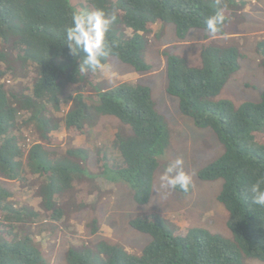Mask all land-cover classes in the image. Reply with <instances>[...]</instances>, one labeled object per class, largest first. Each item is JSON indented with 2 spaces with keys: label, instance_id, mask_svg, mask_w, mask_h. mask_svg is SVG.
<instances>
[{
  "label": "trees",
  "instance_id": "obj_1",
  "mask_svg": "<svg viewBox=\"0 0 264 264\" xmlns=\"http://www.w3.org/2000/svg\"><path fill=\"white\" fill-rule=\"evenodd\" d=\"M233 0H0V176L27 182L37 175L38 195L47 217L60 221L65 209L60 198L75 191V183L85 177L84 149L71 148L64 155L41 143L24 148L23 128L34 126L43 141L59 128L71 137L87 135L100 117H113L119 130L109 145L97 152L99 175L131 188L137 205L149 202L158 158L170 145L166 123L156 110L149 87L123 82L104 89L95 83L99 73L78 70L83 53L68 54L62 44L64 30L71 25L75 9H103L115 14L107 40L112 52L104 59H117L138 73L151 66L144 60L146 35L171 24L177 39L185 40L190 30L205 32L200 52L201 66L163 51L166 58V92L179 100V111L196 127L211 129L223 148L215 160L199 170L202 181L222 180L217 200L228 213L227 227L232 239L200 227H177L157 214H141L129 224L151 240L140 254L128 252L119 243L100 241L93 247L70 248L68 264H244L254 259L264 262V208L252 203L251 185L264 187V88L258 102L239 105L219 98L229 79L240 68L238 47L214 45L206 20L222 12L225 22L217 35H225ZM264 70V41L257 43ZM15 66L27 84L12 88L4 81ZM14 72V73H15ZM72 85L94 89L84 100L81 92L67 90ZM69 110L55 119L51 110ZM176 191L185 193L179 189ZM87 191L75 194L77 206H86ZM11 193L0 183V264H48L34 238L20 234L17 227L41 221L40 212L28 206L15 207ZM92 232L97 231L96 220Z\"/></svg>",
  "mask_w": 264,
  "mask_h": 264
},
{
  "label": "rangeland",
  "instance_id": "obj_2",
  "mask_svg": "<svg viewBox=\"0 0 264 264\" xmlns=\"http://www.w3.org/2000/svg\"><path fill=\"white\" fill-rule=\"evenodd\" d=\"M230 20L225 25L226 34L208 36L210 43L221 46L238 47L242 54L240 68L224 86L219 98L230 99L236 105L245 101L258 102L264 88V70L257 52V43L264 41V0H233ZM146 35L147 46L144 60L151 66L146 73H138L117 59H110L107 66L112 73L105 78L99 74L95 83L104 89L123 82L141 84L151 90L156 110L166 123L170 145L158 158L153 191L149 202L137 205L132 199L131 188L124 182H111L99 175L97 152L100 146L109 145L119 130V122L113 117H100L87 135L71 137L62 122L50 136L52 141H43L34 126L23 128L26 151L34 144L41 143L45 148L64 155L68 149L80 148L87 153L82 161L85 177L75 183V191L60 198L65 215L60 221H52L45 214L38 195L40 180L30 173L27 182L8 180L0 176V183L11 193L10 200L15 207L28 206L42 214L41 221L17 227L20 234H30L41 249L48 264H68L70 248L93 247L100 241L119 243L134 254H140L151 238L135 231L129 222L141 214H157L177 227H200L226 239H232L227 227L228 213L217 196L222 180L202 181L198 172L223 152L215 133L211 129L195 126L193 121L179 111V100L166 92V58L163 51L186 59L192 67L201 66L200 52L205 32L190 30L181 41L177 39L175 27L164 25ZM4 79L12 88L27 84V79L18 76L20 66ZM15 72V73H14ZM81 92L84 100L96 94L94 89L72 85L67 93ZM70 103L61 112L51 110L55 119L62 118L69 110ZM264 144V139H263ZM183 159V168L192 175V192L183 194L176 190L160 188L159 176L164 168L176 159ZM87 191L86 206L78 207L75 194ZM97 222V231L92 232V221ZM244 264H264L245 259Z\"/></svg>",
  "mask_w": 264,
  "mask_h": 264
},
{
  "label": "clouds",
  "instance_id": "obj_3",
  "mask_svg": "<svg viewBox=\"0 0 264 264\" xmlns=\"http://www.w3.org/2000/svg\"><path fill=\"white\" fill-rule=\"evenodd\" d=\"M71 25L64 30L62 44L67 47L68 54L77 57L83 53L79 61L78 70L81 73H99L105 78L111 77L112 73L103 62L110 55L115 44L107 40V34L111 25L115 22V14H107L103 9L92 11L75 9L70 13ZM225 22L222 12L210 16L206 20V28L211 36L220 31V26ZM183 159L178 158L168 164L159 176V185L166 191L181 190L189 192L192 187V175L183 168ZM262 182L257 181L251 185L249 191L252 203L264 208V187Z\"/></svg>",
  "mask_w": 264,
  "mask_h": 264
}]
</instances>
